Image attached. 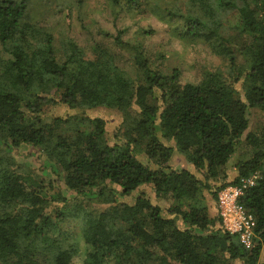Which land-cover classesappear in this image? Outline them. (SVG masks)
<instances>
[{"label": "trees", "instance_id": "obj_1", "mask_svg": "<svg viewBox=\"0 0 264 264\" xmlns=\"http://www.w3.org/2000/svg\"><path fill=\"white\" fill-rule=\"evenodd\" d=\"M147 1L109 5L115 15H155L177 38L206 43L227 69L183 82L179 68L121 31L98 28L102 39L84 45L47 24L52 11L71 17L83 0H0V264H260L264 127L248 129L252 109L264 112V0H216L217 9L189 0L187 10ZM229 10L238 36L224 31ZM98 108L121 117L114 134L87 112ZM23 148L56 180L18 163ZM175 152L192 169L175 168ZM252 174L240 198L255 218L248 249L223 227L217 200Z\"/></svg>", "mask_w": 264, "mask_h": 264}, {"label": "rangeland", "instance_id": "obj_2", "mask_svg": "<svg viewBox=\"0 0 264 264\" xmlns=\"http://www.w3.org/2000/svg\"><path fill=\"white\" fill-rule=\"evenodd\" d=\"M54 1L55 0H49L50 3ZM148 1L153 2V0ZM161 2L164 6L175 9L182 7L184 10H187L191 7V5H189V0H161ZM83 3L82 9L73 10L71 17H68L69 9H62V11L56 13L52 11L50 16L45 19L48 20L47 24L54 26L56 31H67L70 36L84 45L92 43L93 39H102L104 35L103 33L102 35L98 33V28L102 27L112 34H118L119 31H121V35L125 40L131 39L132 41L143 42L149 54L153 58H156L158 62H162L165 68L170 70L173 67L179 68L182 72L183 82L197 80L205 69H227L226 62H224L222 57L213 53L212 49L206 43L202 41L188 42L177 38L170 32V26L168 24L149 12L130 15L127 14L125 10H120L121 12L115 15L113 9L109 5V0H83ZM146 3L142 4L146 6ZM212 4V7L217 9V1L212 0ZM226 15L227 21L225 22L226 26L224 31L233 36H238L237 33L239 32L240 23L237 12L235 10H229ZM106 40L110 45H113V36H110ZM51 109L54 113H58V111L60 113L67 112L66 108H60V105L53 106ZM70 111L75 112L77 110ZM87 112L90 115H100L105 118L107 120V129L110 135L114 134L122 122L121 117L111 109L98 108L88 110ZM263 127L264 112L258 109H252L250 127L248 130L258 132ZM15 157H17L18 163L28 164L40 177L56 180L57 177L53 173L49 163L42 160V156L36 152L23 148L16 151ZM141 158L147 161L145 156ZM171 163L177 169H192V166L186 160L185 156L179 152L174 153ZM233 163L234 162L231 161L229 164V169L232 173L234 172V169H232ZM142 191H144L153 202L160 203L164 207L168 206V203L158 198L150 187H145ZM138 193L139 192L135 191L128 201L131 203L134 202ZM94 204L100 207L97 203ZM78 221V219H72L68 223V227L78 230ZM78 260L79 259L76 257L75 261ZM239 264H243V262ZM260 264H264V251L260 256Z\"/></svg>", "mask_w": 264, "mask_h": 264}, {"label": "built area", "instance_id": "obj_3", "mask_svg": "<svg viewBox=\"0 0 264 264\" xmlns=\"http://www.w3.org/2000/svg\"><path fill=\"white\" fill-rule=\"evenodd\" d=\"M258 174H252L238 184H229L218 194V208L223 227L231 234L239 236L246 248L251 249L255 243V218L247 212L240 198L249 186L255 184Z\"/></svg>", "mask_w": 264, "mask_h": 264}, {"label": "crops", "instance_id": "obj_4", "mask_svg": "<svg viewBox=\"0 0 264 264\" xmlns=\"http://www.w3.org/2000/svg\"><path fill=\"white\" fill-rule=\"evenodd\" d=\"M264 251V247H263V250H262V252ZM238 261H240V260H236L235 261V264H239L240 262H238Z\"/></svg>", "mask_w": 264, "mask_h": 264}]
</instances>
